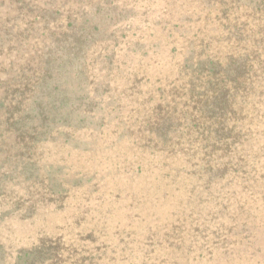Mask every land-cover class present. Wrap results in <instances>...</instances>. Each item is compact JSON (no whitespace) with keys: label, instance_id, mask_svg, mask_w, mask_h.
<instances>
[{"label":"rangeland","instance_id":"rangeland-1","mask_svg":"<svg viewBox=\"0 0 264 264\" xmlns=\"http://www.w3.org/2000/svg\"><path fill=\"white\" fill-rule=\"evenodd\" d=\"M0 264H264V0H0Z\"/></svg>","mask_w":264,"mask_h":264}]
</instances>
